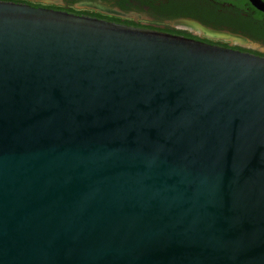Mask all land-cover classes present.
<instances>
[{
  "label": "water",
  "instance_id": "water-1",
  "mask_svg": "<svg viewBox=\"0 0 264 264\" xmlns=\"http://www.w3.org/2000/svg\"><path fill=\"white\" fill-rule=\"evenodd\" d=\"M0 264H264V57L0 1Z\"/></svg>",
  "mask_w": 264,
  "mask_h": 264
},
{
  "label": "flooded vegetation",
  "instance_id": "flooded-vegetation-1",
  "mask_svg": "<svg viewBox=\"0 0 264 264\" xmlns=\"http://www.w3.org/2000/svg\"><path fill=\"white\" fill-rule=\"evenodd\" d=\"M181 35L264 57V0H0Z\"/></svg>",
  "mask_w": 264,
  "mask_h": 264
}]
</instances>
